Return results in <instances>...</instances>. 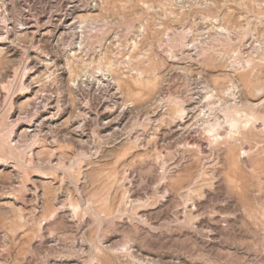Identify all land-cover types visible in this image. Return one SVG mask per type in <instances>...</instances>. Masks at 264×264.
<instances>
[{"label":"rangeland","instance_id":"rangeland-1","mask_svg":"<svg viewBox=\"0 0 264 264\" xmlns=\"http://www.w3.org/2000/svg\"><path fill=\"white\" fill-rule=\"evenodd\" d=\"M0 34V264H264V0H0Z\"/></svg>","mask_w":264,"mask_h":264},{"label":"bare ground","instance_id":"bare-ground-1","mask_svg":"<svg viewBox=\"0 0 264 264\" xmlns=\"http://www.w3.org/2000/svg\"><path fill=\"white\" fill-rule=\"evenodd\" d=\"M3 34V33H2ZM0 40H2V36H1V34H0Z\"/></svg>","mask_w":264,"mask_h":264}]
</instances>
